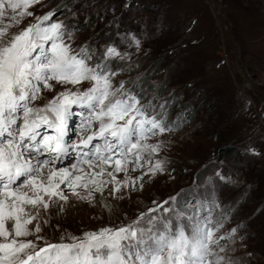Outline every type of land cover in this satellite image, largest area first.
<instances>
[{
	"label": "snow or ice",
	"instance_id": "6c2138e0",
	"mask_svg": "<svg viewBox=\"0 0 264 264\" xmlns=\"http://www.w3.org/2000/svg\"><path fill=\"white\" fill-rule=\"evenodd\" d=\"M41 2L0 0V264H234L227 242L238 230L221 234L227 210L207 199L181 206L179 194L127 223L45 241L40 210L63 212L72 197L92 204L106 189L116 198L166 172L158 137L172 128L165 104L144 102L137 81L114 82L127 51L114 42L74 47L78 30L56 17L76 12L66 3L34 15ZM25 17L33 20L20 28ZM121 42L141 47L131 32Z\"/></svg>",
	"mask_w": 264,
	"mask_h": 264
},
{
	"label": "rangeland",
	"instance_id": "374dc122",
	"mask_svg": "<svg viewBox=\"0 0 264 264\" xmlns=\"http://www.w3.org/2000/svg\"><path fill=\"white\" fill-rule=\"evenodd\" d=\"M66 3L76 15L62 10L56 18L78 30L73 46L99 51L114 42L127 51L131 59L116 62L125 71L114 82L137 81L144 102L165 104L172 131L158 137L166 172L116 198L106 189L92 204L72 197L63 212L54 207L46 217L40 210L49 220L45 241L127 223L178 194L183 206L218 193L229 216L224 227L238 230L228 255L234 264H264V0H42L30 11L43 15ZM129 32L141 40L139 50L121 42ZM77 123L74 117L70 126Z\"/></svg>",
	"mask_w": 264,
	"mask_h": 264
}]
</instances>
